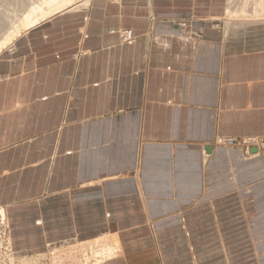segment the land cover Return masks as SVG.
Returning <instances> with one entry per match:
<instances>
[{
	"label": "crops",
	"instance_id": "1",
	"mask_svg": "<svg viewBox=\"0 0 264 264\" xmlns=\"http://www.w3.org/2000/svg\"><path fill=\"white\" fill-rule=\"evenodd\" d=\"M224 7L92 0L2 53L0 206L15 250L114 232L133 244L116 264H264V160L216 140L264 139V27L221 33Z\"/></svg>",
	"mask_w": 264,
	"mask_h": 264
},
{
	"label": "rangeland",
	"instance_id": "2",
	"mask_svg": "<svg viewBox=\"0 0 264 264\" xmlns=\"http://www.w3.org/2000/svg\"><path fill=\"white\" fill-rule=\"evenodd\" d=\"M0 1H1L0 12L3 14L1 16V13H0V18H1L0 19V36L4 35V38H3L4 40L0 42V56H1L2 53L7 52L8 50L11 51L14 48L12 46L17 41H19L21 36H23V34L26 33V31L29 28L33 27V25L41 22L44 19H47V17L50 15H54L58 12H61V10L72 9L73 7H75V5L83 3L85 0H58L56 4H50L49 0H0ZM259 1L260 0H255L257 7H258L257 3H259ZM90 2H92V0H89V6H90ZM247 3H249L250 6ZM251 5H252V2L249 0L248 1L247 0L246 1L245 0H225V7H224L225 12L223 13V16L219 18V20L213 21V26L220 28L221 33L223 31L225 33V30L227 28L228 29L230 28L229 26H232L231 28H233L235 26V23L237 25L238 22L241 23V25H244V24L252 25L253 24L254 26L263 27L264 26L263 18L262 20L260 19L256 21L252 19L250 20L248 18L247 19L248 22L245 21V16H247V13H248V11L246 12V10L249 9L248 7H252ZM259 5L260 6L258 7V9H261L262 7H264V0H262V2L259 3ZM262 9L264 10V8ZM242 10L246 12V15L244 14ZM2 11L3 12L6 11L7 14L3 13ZM5 15L8 16L9 18L6 17ZM36 17H38V20L33 21V19H35ZM9 19H10V22H9ZM30 19H32V23L28 22V20ZM242 20L244 23L241 22ZM150 21L152 20L150 19ZM181 22L184 23V27L187 28L188 22L186 20L177 21L175 23L176 26L179 27V24H181ZM127 30L130 31L131 29L122 28L119 30L118 39L120 43L129 42L133 40V39L129 41L122 40L121 38L122 33ZM253 137H256V136H253ZM229 138L230 140L232 139V137H228V139ZM235 139L238 140L237 142L233 141L232 144H235V145H230V143L227 142L229 146L233 147V146L240 145L242 147L244 146L246 147V142H243L244 144L240 142L241 137H237ZM252 148L256 150L254 146H252L251 149ZM244 150L246 152V148ZM261 153H262V150H261ZM0 219H4L3 223L5 222V224L3 228H7L5 231V229L3 230L0 225V264H35V263L36 264H81V263L84 264L85 260L83 259V254H85V256L88 257V259L91 261L89 264H92L94 262L92 261L94 259L91 257L90 251L91 249H96L98 246L96 247V245L93 244L91 249L85 248L82 250L80 244L83 242H87L88 240L94 239V237L95 238L101 237L100 234H97V236L96 235L95 236L82 235V238L78 240L71 239V240H68L67 242L54 243V244H49V245L47 244L46 247L43 249H40V251L20 252L21 250H15L16 248L12 246V243L9 245V240H8V235H7L8 233L10 237V241H11L9 223H8V219L4 215H2L1 208H0ZM101 234L104 235L103 233ZM263 243L264 242H262V244ZM263 251H264V247L262 245L259 246V248H257V254H259L260 256H261L260 252L264 253ZM263 258H264V255H263Z\"/></svg>",
	"mask_w": 264,
	"mask_h": 264
},
{
	"label": "bare ground",
	"instance_id": "3",
	"mask_svg": "<svg viewBox=\"0 0 264 264\" xmlns=\"http://www.w3.org/2000/svg\"><path fill=\"white\" fill-rule=\"evenodd\" d=\"M57 1L58 0H49V3L50 4H56L57 3ZM246 1V0H245ZM248 1V0H247ZM249 1H251L252 2V7H248L249 9H247L246 10V8H245V10H246V12L248 11V13H247V16H245L246 15V12H244L243 10V12H244V16H245V21H247V19L249 18L250 20L252 19V20H262V18L264 19V10L262 9V8H264V7H262L261 9H258V7L260 6L259 5V3H261L262 2V0H260L259 1V3H257L258 4V7L256 6V3H255V0H249ZM118 2V1H117ZM0 3H1V1H0ZM3 4V3H2ZM245 4H246V2H245ZM248 5H249V3H247ZM263 4V3H262ZM261 4V5H262ZM1 5V4H0ZM89 6V0H85L83 3H80V4H77V5H75V7H73L72 9H70V10H72V11H74L75 9H85V8H87ZM246 6V5H245ZM244 6V7H245ZM250 6V5H249ZM5 7V6H4ZM241 9V8H240ZM237 11V10H236ZM241 11V12H242ZM3 12V11H2ZM8 12V11H7ZM1 13V12H0ZM3 13H5V14H7L6 13V11L5 12H3ZM9 13V12H8ZM3 14L1 13V16H2ZM34 15V14H33ZM240 15V14H239ZM6 16V15H5ZM237 16V15H236ZM244 16H243V18H244ZM4 17V16H3ZM6 17H8V16H6ZM9 18V17H8ZM1 19V18H0ZM11 19V18H10ZM10 19H9V22H10ZM35 20H38V17H36L35 19H33V21H35ZM7 21H8V19H7ZM28 22H30V23H32V19H30V20H28ZM241 22H243V20L241 21ZM248 22V21H247ZM254 22V21H253ZM259 22V21H258ZM244 23V22H243ZM242 23V24H243ZM257 25V24H256ZM179 27L180 28H182V29H185V27H184V23H182L181 22V24H179ZM230 28L228 29H226L225 30V33L226 34H229L230 33V31H236L237 32V37H241V35H242V32L244 33V36H245V32H249L248 31V29H250V27H256V28H258V27H260V26H254L253 24L252 25H248V24H244V25H241V23H237V25H236V23H235V26L233 27V28H231L232 26H229ZM264 27V26H263ZM260 29V28H259ZM257 30V29H256ZM118 33H119V31H118ZM247 35V34H246ZM23 37H24V35H23ZM4 35H1L0 36V42L1 41H3L4 39ZM22 38V37H21ZM121 38H122V40H125V41H129V40H131V39H134V34H132V32H131V30L129 31V30H127V33H122V36H121ZM124 43V42H123ZM16 44V43H15ZM15 44L12 46V47H14L11 51H7L9 54H12V51L16 48L15 47ZM4 54V53H3ZM3 54L0 56V57H2L3 56ZM3 58H5V57H3ZM2 58V60L3 61H5L6 59H3ZM216 138V137H215ZM228 137L227 136H223V137H220V138H218V139H216L217 141H218V143H221L222 145L223 144H225V145H228L229 146V144L227 143L228 142ZM230 139V138H229ZM231 140H233V141H238V140H236L234 137H232V139ZM215 142V141H214ZM241 143H243V142H246V147L244 146V147H242L243 149H245L246 148V153L247 154H249V155H260L262 158H263V160H264V139H261V138H258V137H253V136H245V137H241V141H240ZM251 143H254V144H256V146H254L255 148H256V150L254 149V148H252L251 149ZM244 144V143H243ZM232 145H235V144H232ZM240 146V145H239ZM261 150H262V153H261ZM252 152V153H251ZM255 152V153H254ZM262 154V155H261ZM246 159V158H245ZM1 208V213H2V215H4L5 217H6V212H5V209L4 208H2V207H0ZM3 220L4 219H0V225H1V228L4 230L5 229V231H6V229L7 228H3L4 227V224H5V222L3 223ZM8 223H9V220H8ZM7 227V226H6ZM7 233V232H6ZM118 234L119 233H109V234H104V235H101V237H97V238H94V239H91V240H86L87 242H83V243H81L80 245H81V249L83 250V249H85V248H88V249H91V247H92V245L94 244V245H96V249H91V251H90V254H91V257L94 259V260H92V261H94L92 264H116L115 262L117 261V260H121V259H126V256H127V252H128V250L133 246V244H132V246H130L131 244H129V243H127V244H123L122 242H121V239H119V237H118ZM5 235V234H4ZM7 235H8V240H9V245L11 244V241H10V237H9V234L7 233ZM5 237V236H4ZM154 244V243H153ZM12 248V247H11ZM78 249V248H77ZM124 250H125V252H124ZM126 254L125 256H124V254ZM134 254V253H133ZM156 255H157V253H156ZM12 259V258H11ZM21 259V258H20ZM27 259V258H26ZM83 259L85 260V263H84V261H83V263L84 264H89L91 261L88 259V257H86L85 256V254H83ZM17 260H19V259H17ZM15 261V260H14ZM31 261V260H30ZM20 262H21V260H20ZM36 264V263H35ZM82 264V263H81Z\"/></svg>",
	"mask_w": 264,
	"mask_h": 264
},
{
	"label": "built area",
	"instance_id": "4",
	"mask_svg": "<svg viewBox=\"0 0 264 264\" xmlns=\"http://www.w3.org/2000/svg\"><path fill=\"white\" fill-rule=\"evenodd\" d=\"M124 33H127V31H124ZM229 141V143H230V145H232V143H233V140H230V139H228ZM251 147L252 146H256V144H254V143H251V145H250Z\"/></svg>",
	"mask_w": 264,
	"mask_h": 264
}]
</instances>
